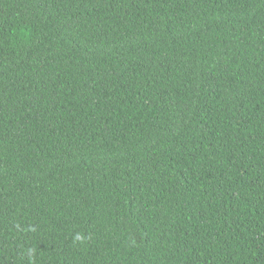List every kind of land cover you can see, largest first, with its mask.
Wrapping results in <instances>:
<instances>
[{
  "label": "trees",
  "instance_id": "trees-1",
  "mask_svg": "<svg viewBox=\"0 0 264 264\" xmlns=\"http://www.w3.org/2000/svg\"><path fill=\"white\" fill-rule=\"evenodd\" d=\"M0 264H264V0H0Z\"/></svg>",
  "mask_w": 264,
  "mask_h": 264
}]
</instances>
